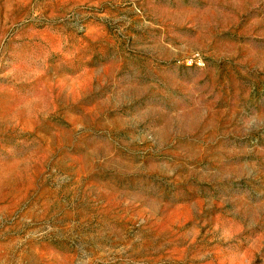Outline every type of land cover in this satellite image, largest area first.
Instances as JSON below:
<instances>
[{
	"label": "rangeland",
	"instance_id": "374dc122",
	"mask_svg": "<svg viewBox=\"0 0 264 264\" xmlns=\"http://www.w3.org/2000/svg\"><path fill=\"white\" fill-rule=\"evenodd\" d=\"M0 264H264V0H0Z\"/></svg>",
	"mask_w": 264,
	"mask_h": 264
}]
</instances>
